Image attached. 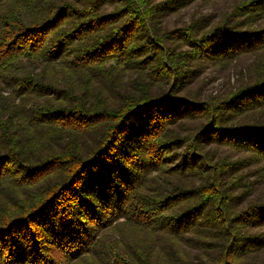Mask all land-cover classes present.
<instances>
[{"label":"trees","instance_id":"obj_1","mask_svg":"<svg viewBox=\"0 0 264 264\" xmlns=\"http://www.w3.org/2000/svg\"><path fill=\"white\" fill-rule=\"evenodd\" d=\"M193 1L0 0V264H264V0Z\"/></svg>","mask_w":264,"mask_h":264},{"label":"rangeland","instance_id":"obj_2","mask_svg":"<svg viewBox=\"0 0 264 264\" xmlns=\"http://www.w3.org/2000/svg\"><path fill=\"white\" fill-rule=\"evenodd\" d=\"M235 0H195L177 13H172L164 20V24L169 27H180L185 22L190 23L193 18L200 16L206 17L210 22L220 21L222 16L231 10ZM253 56L247 55L237 67H231L226 70H220L212 63L202 65L200 75L194 80L193 89L200 87L202 99L217 96L232 91L239 85L241 78L238 74L241 67H245L254 62ZM208 62V61H205ZM219 157H225L230 160L241 159L243 165L241 170L244 178L249 181H257L255 191L252 197L264 195V160L246 151H238L227 146L213 144ZM246 158V159H245ZM245 205V204H244ZM264 229V228H263ZM59 256V255H57Z\"/></svg>","mask_w":264,"mask_h":264}]
</instances>
